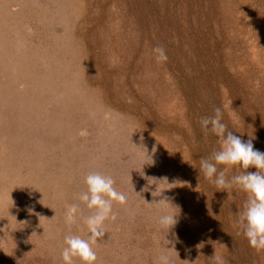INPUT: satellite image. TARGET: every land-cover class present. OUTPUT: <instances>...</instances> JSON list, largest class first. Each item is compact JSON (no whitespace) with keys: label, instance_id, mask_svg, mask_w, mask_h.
Instances as JSON below:
<instances>
[{"label":"rangeland","instance_id":"obj_1","mask_svg":"<svg viewBox=\"0 0 264 264\" xmlns=\"http://www.w3.org/2000/svg\"><path fill=\"white\" fill-rule=\"evenodd\" d=\"M177 64L188 78L202 71L197 86L182 82L189 92L168 74ZM134 94L140 112L124 103ZM216 108L264 152V0H0V264H63L65 236L90 235L78 195L93 172L126 196L95 264H159L173 239L158 223L166 211L180 213L173 264H264L239 223L246 194L200 175L220 149L200 127ZM165 196L172 205L150 204ZM147 225L162 242L145 238Z\"/></svg>","mask_w":264,"mask_h":264},{"label":"clouds","instance_id":"obj_2","mask_svg":"<svg viewBox=\"0 0 264 264\" xmlns=\"http://www.w3.org/2000/svg\"><path fill=\"white\" fill-rule=\"evenodd\" d=\"M153 51L158 54V62L167 60V55L162 47H157ZM200 127L205 136L208 133L214 134L220 145V149L214 151L209 158L200 160V175H203L218 189L225 190L235 186L246 194L247 199L243 211L238 213L239 223L249 245L257 252L264 250V152L255 149L252 138L244 141L229 131L227 125L222 122L221 108L215 109L214 116L202 118ZM218 165L225 166L224 170H219ZM233 167L238 171L241 169L243 171L230 179L226 178V171ZM251 168H255L256 171H249ZM84 183L86 190L78 195V199L89 210H92V214L84 218L90 235L87 239L77 235L65 236L64 243L66 246L61 253L63 264H74V258H79L82 264H95L97 256L93 245L104 238L106 233L105 222L115 221L117 218L113 212V201L120 204L126 202V196L116 191L115 181L111 176L102 175L98 172L89 173L84 178ZM164 191L158 185L152 195L160 197ZM150 204L162 206L171 203L169 198L165 196L159 202L154 201ZM79 213L80 209L77 204L68 205L65 211V222L69 225L75 223ZM179 215L180 213L175 214L166 211L159 217L160 229L167 236L169 234L173 236L172 240L167 239V248L159 257V264H173L170 253L173 250L176 251L175 246L179 242V238L174 232L179 223Z\"/></svg>","mask_w":264,"mask_h":264},{"label":"trees","instance_id":"obj_3","mask_svg":"<svg viewBox=\"0 0 264 264\" xmlns=\"http://www.w3.org/2000/svg\"><path fill=\"white\" fill-rule=\"evenodd\" d=\"M169 47H170V44H167ZM141 54H143V52H141ZM187 61V63H188V60H186ZM184 63H186V62H184ZM172 66V65H171ZM171 66H169V67H171ZM177 66H178V69H177V71L175 72V73H173L169 68H168V74H169V76L170 77H172L173 79H175L176 81H178L179 82V85L180 86H182V87H184L185 89H184V91L183 92H189V90L188 89H186V87L183 85V83H185V84H191L192 85V87H195V86H197L198 84L196 83V81H195V79L193 78V77H196V75H198L200 72H202L201 70L198 72V73H196V74H188L189 76H191V78H188V77H186L185 75H183V72H182V70H181V68H180V66L177 64ZM177 66H176V68H177ZM187 66H186V69L185 68H183V71H184V69H185V71L187 70ZM182 72V73H181ZM179 74V75H178ZM182 74V75H181ZM183 76H185L186 78H188V79H182L183 78ZM181 78V79H180ZM174 80V81H175ZM183 82V83H182ZM131 89V88H130ZM131 93H132V91H131ZM128 96V95H127ZM131 96V95H130ZM125 103V105L126 106H128V107H130V108H132L133 110H136V111H138L139 110V112H140V110H142L143 108H145L146 107V105H145V103H144V101H143V99L141 98V97H139V96H136L135 94L130 98V99H128L126 102H124ZM145 116V115H144ZM143 115H141L140 113H139V117L141 118L140 119V121H142V122H144V124L145 125H147L149 122H147L148 120H150V118L149 117H151L152 115L150 114L149 115V117H148V119H146L145 117H144ZM145 168H146V173H147V168H148V166L147 165H145ZM146 180H149V179H146ZM148 185V184H147ZM151 189H149V191H150ZM148 197V195H146V194H143V193H139V196H137L136 197V195L134 196V204L135 205H137V207L138 208H141V201L142 202H144L143 200H145L146 198ZM135 208V207H134ZM142 209V208H141ZM136 210H138V209H136ZM136 225H137V222L135 223V227H136ZM142 230H145L144 231V233H146L147 234V236L145 237L147 240H149V241H151V242H153L154 244H157V241H158V243L161 241L162 242V237H160L159 236V233H158V228H156V227H154L153 225H151L150 227L147 225L144 229H142ZM133 237V236H132ZM160 238V239H159ZM137 240H140V238L139 237H136V236H134L133 238H131L130 239V241L127 243V246L129 247V248H131V247H135L134 246V244L136 243V241ZM137 245V244H136ZM43 264H49L48 263V261H44V263Z\"/></svg>","mask_w":264,"mask_h":264}]
</instances>
